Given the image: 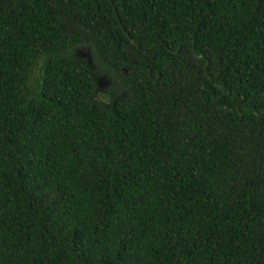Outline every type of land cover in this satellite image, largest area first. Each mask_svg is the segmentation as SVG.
<instances>
[{
    "label": "trees",
    "instance_id": "trees-1",
    "mask_svg": "<svg viewBox=\"0 0 264 264\" xmlns=\"http://www.w3.org/2000/svg\"><path fill=\"white\" fill-rule=\"evenodd\" d=\"M0 264H264V0H0Z\"/></svg>",
    "mask_w": 264,
    "mask_h": 264
},
{
    "label": "rangeland",
    "instance_id": "rangeland-1",
    "mask_svg": "<svg viewBox=\"0 0 264 264\" xmlns=\"http://www.w3.org/2000/svg\"><path fill=\"white\" fill-rule=\"evenodd\" d=\"M104 82V81H102ZM107 84H102V88H98V93H96V96L95 98L100 100V101H105L106 100V97H105V92H104V89L106 88Z\"/></svg>",
    "mask_w": 264,
    "mask_h": 264
},
{
    "label": "flooded vegetation",
    "instance_id": "flooded-vegetation-1",
    "mask_svg": "<svg viewBox=\"0 0 264 264\" xmlns=\"http://www.w3.org/2000/svg\"><path fill=\"white\" fill-rule=\"evenodd\" d=\"M102 81H103V78H99V77L97 78V80H96V83H98V84H97V85H98V86H97V89H98V88H99V89L102 88V83H103Z\"/></svg>",
    "mask_w": 264,
    "mask_h": 264
},
{
    "label": "water",
    "instance_id": "water-1",
    "mask_svg": "<svg viewBox=\"0 0 264 264\" xmlns=\"http://www.w3.org/2000/svg\"><path fill=\"white\" fill-rule=\"evenodd\" d=\"M122 27V26H121ZM126 33V35H127V37L129 38V39H131L130 38V36L128 35V33L127 32H125ZM107 83V81H104L102 84L104 85V84H106ZM98 84V83H97ZM255 112H257L256 110H254Z\"/></svg>",
    "mask_w": 264,
    "mask_h": 264
}]
</instances>
